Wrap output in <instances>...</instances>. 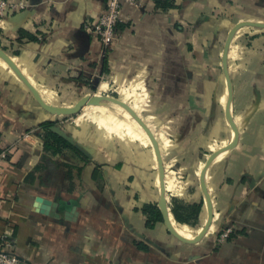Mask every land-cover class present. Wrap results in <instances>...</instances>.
Listing matches in <instances>:
<instances>
[{"label": "crops", "instance_id": "0c3cea01", "mask_svg": "<svg viewBox=\"0 0 264 264\" xmlns=\"http://www.w3.org/2000/svg\"><path fill=\"white\" fill-rule=\"evenodd\" d=\"M167 1L125 4L106 47L83 27L106 0H26L0 18V48L47 106L101 94L137 113L158 143L170 221L191 239L207 220L202 169L234 140L224 43L239 21L264 22V0ZM227 63L238 138L206 173L208 231L185 242L163 216L148 224L146 207L160 210L158 160L129 112L102 100L53 113L0 57V246L13 238L25 264H264V27H240ZM44 123L71 148L44 150ZM43 199L53 210L40 211ZM176 204L199 205L196 221H179Z\"/></svg>", "mask_w": 264, "mask_h": 264}, {"label": "water", "instance_id": "95a60500", "mask_svg": "<svg viewBox=\"0 0 264 264\" xmlns=\"http://www.w3.org/2000/svg\"><path fill=\"white\" fill-rule=\"evenodd\" d=\"M243 26H255V27H264V22L262 21H248V20H244V21H239L238 23H236L228 32L227 38L225 40L224 43V49H223V55H222V66H223V71L225 73L226 79H227V84H228V109H227V118L228 121L234 131V140L227 145L226 147L219 149L215 152H213L207 159L204 168L202 169L201 172V177H200V182H201V188L205 197V201H206V206H207V220L204 224V226L202 227V229L199 231V233L197 235H195V237L193 238H186L184 236H182L181 234H179L177 232V230L173 227L169 215H168V210H167V205H166V198H165V185H164V169H163V163H162V159L160 156V151H159V147H158V143L152 133V131L149 129V127L146 125V123L142 120V118L123 100L118 99L116 97H112V96H108V95H101V94H92V95H85L83 96L74 106L71 107H50L47 106L39 97L38 93L36 92V90L32 87V85L28 82V80L26 79V77L22 74V72L18 69V67L11 61V59L2 51V49L0 48V57H2L9 65L10 67L16 72V74L23 80V82L30 88V90L32 91V93L34 94V96L36 97V99L39 101V103H41V105H43L44 108H46L47 110L53 112V113H59V114H69V113H74L77 112L80 108H82L85 105H89V104H93L96 103L98 101H109L112 103H115L117 105L122 106L123 108H125L129 114L142 126V128L144 129V131L147 133V135L149 136L155 152H156V156H157V160H158V166H159V172H160V186H161V194H160V198L158 201V205L160 207L162 216H163V220L168 228V230L175 235L177 238H179L182 241L185 242H195L198 241L200 238H202L205 233L208 231L211 221H212V201L210 198V195L208 193V190L206 188V183H205V178H206V173L207 170L209 168V166L211 165L212 161L223 151H226L230 148H232L237 141L238 138V132L237 129L234 125V122L232 121V118L229 114V108H230V103L232 100V86H231V81H230V77L228 74V63H227V58H228V50L230 47V43L231 40L234 36V33ZM38 201H41L40 199ZM52 203V202H51ZM50 201L48 199H43L42 200V204H37V206H39L40 211L42 212H47L51 209V207H48V205L50 204ZM53 210V208L51 209Z\"/></svg>", "mask_w": 264, "mask_h": 264}, {"label": "built area", "instance_id": "2783aa9c", "mask_svg": "<svg viewBox=\"0 0 264 264\" xmlns=\"http://www.w3.org/2000/svg\"><path fill=\"white\" fill-rule=\"evenodd\" d=\"M125 4L132 7H140L143 4V0H106L104 9L95 21L90 19L83 21L84 29L101 44L111 47L119 37V25L124 21L123 7ZM26 6V0H0V18ZM7 154L6 150L0 151V172L2 164L7 159ZM233 232L234 230L230 226L222 228L217 235V242L226 241ZM14 242V239L10 237L5 241L4 246H0V264H25L13 252Z\"/></svg>", "mask_w": 264, "mask_h": 264}, {"label": "trees", "instance_id": "16d2710c", "mask_svg": "<svg viewBox=\"0 0 264 264\" xmlns=\"http://www.w3.org/2000/svg\"><path fill=\"white\" fill-rule=\"evenodd\" d=\"M156 3L167 5V0H156ZM33 37V36H31ZM49 123H44L45 127V133L43 135L44 138V150H50L53 153L60 152L64 148H71V145L64 140L62 137L58 136L57 134L53 133L52 131L47 129V126ZM187 207L186 210L184 207ZM193 206V207H192ZM182 207V208H180ZM172 211L175 215V217L182 222H195L198 216L199 212V205H191L190 208H188L187 205H173ZM146 212L148 213V224H151V222H155L158 220H162V215L160 213V210L157 207L148 206L146 207Z\"/></svg>", "mask_w": 264, "mask_h": 264}]
</instances>
